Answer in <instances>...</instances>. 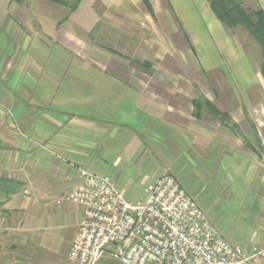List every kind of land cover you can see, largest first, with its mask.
I'll use <instances>...</instances> for the list:
<instances>
[{
    "label": "crops",
    "instance_id": "crops-1",
    "mask_svg": "<svg viewBox=\"0 0 264 264\" xmlns=\"http://www.w3.org/2000/svg\"><path fill=\"white\" fill-rule=\"evenodd\" d=\"M241 2L264 11V0ZM147 3L81 0L72 10L0 0V178L22 184L0 210V264H75L68 255L83 209L57 202L81 184L83 171L110 177L133 203L172 175L232 245L249 252L264 243V149L249 147L240 130L237 66L247 56L207 0ZM207 46L217 62L239 63L231 74L225 63L216 71ZM169 58L183 70L156 67ZM204 72H213L215 102L185 86L195 77L203 85ZM202 95L231 120L206 105L197 112Z\"/></svg>",
    "mask_w": 264,
    "mask_h": 264
},
{
    "label": "built area",
    "instance_id": "built-area-1",
    "mask_svg": "<svg viewBox=\"0 0 264 264\" xmlns=\"http://www.w3.org/2000/svg\"><path fill=\"white\" fill-rule=\"evenodd\" d=\"M63 202L83 209L68 259L100 264H253L264 243L247 252L228 242L207 213L172 175H163L130 202L108 176L87 171ZM264 222V216H263Z\"/></svg>",
    "mask_w": 264,
    "mask_h": 264
},
{
    "label": "rangeland",
    "instance_id": "rangeland-1",
    "mask_svg": "<svg viewBox=\"0 0 264 264\" xmlns=\"http://www.w3.org/2000/svg\"><path fill=\"white\" fill-rule=\"evenodd\" d=\"M64 1H66L69 4V7L74 6V4L76 3V0H64ZM27 7L28 6H26L25 9L23 8L22 14L27 12V9H26ZM16 18L18 22L19 17L17 16ZM209 30L210 31L208 32H210L213 37L219 40L220 37L218 36V30L213 26H209ZM226 32L232 38L234 49L237 52L242 53L243 55L247 56L248 62L246 63V65H244L241 59H240V65H238L239 63L238 64L234 63L235 66L233 65V63L228 62V60L223 63L221 61L217 62V58L215 56L216 54L209 46L205 47L206 48L205 50L207 51V59L209 61H212V64L214 65V67L219 66L218 68L215 67L217 68L216 71H219V72L223 71L224 63H225V70H227L230 74L233 72L232 65L234 66V68L238 65L237 70L240 71L241 73V83H240V89H241L240 90L241 91L240 92V110L241 111L239 112V117L241 119V124H243L240 130L242 131V133L244 131L245 134L250 135L252 142L250 143V145H248L249 147H255L256 149L263 151L264 149V79L262 78V75H260L261 74L260 67L262 63L261 50L259 46L257 45V43L254 41V39H252V37L249 35V33L245 29L241 27L235 28V29L229 28V31H226ZM201 38L211 39V36L209 35V33H208V36H205V37L201 34ZM151 50L152 49L150 48V51ZM190 58L192 62H194L193 64H195L196 68L201 66L200 59L198 58L196 54L191 53ZM169 60L170 58L163 60L162 63L157 64L156 67L159 66V69L163 71L164 69H169L170 71L183 70V68L181 69L179 65V62H180L179 59H176V61L174 59L175 63H171L172 61H169ZM185 62L188 63V66L185 67L186 70L189 69V70H192V72L196 70L195 67L191 63H189L188 59ZM146 65H147L145 66L146 69H149V70L152 69L151 65H148V64ZM247 71L249 72L250 77L246 76L245 73H247ZM212 74L213 72L212 73L204 72L206 81L205 82L202 81V82H204L203 83L204 86H205V83H207V88L204 87L202 84L201 86L196 84V83H199V81L197 80V77L192 78L190 80L191 84L189 85L187 84L185 86L186 88L188 87L191 88L190 90H192V93L195 92L196 90L195 88L200 89V92L201 91L206 92L208 94V98H210L212 102H215L216 96L213 93L215 92L217 93L218 90L213 81ZM171 81H174L172 82L173 86H177V85L184 86V82L180 81V79H172ZM223 81H226V80L224 79ZM145 83L150 85V79H145ZM201 97L202 98L198 99L197 101L204 102V100L206 99L203 97V95ZM227 117L228 118H226V120L224 119V121L231 120L229 115H227ZM221 226L227 230H231V227H230L231 225L227 221L226 222L224 221V223L221 224ZM108 257L110 258V259L108 258V261L110 262L109 264H119L118 261L114 260L110 256ZM257 260H255L253 264H255Z\"/></svg>",
    "mask_w": 264,
    "mask_h": 264
},
{
    "label": "trees",
    "instance_id": "trees-1",
    "mask_svg": "<svg viewBox=\"0 0 264 264\" xmlns=\"http://www.w3.org/2000/svg\"><path fill=\"white\" fill-rule=\"evenodd\" d=\"M12 2L23 5L27 0H11ZM54 3L68 6L69 4L64 0H49ZM145 4L147 0H143ZM211 9L217 19L230 29L243 28L254 39L261 50L262 63L261 75L264 79V11L250 12L244 6L241 0H207ZM81 0H76L72 10H76L80 5ZM197 112H200L204 105L207 106L208 112L216 117L226 120L227 115L220 112L213 104L204 100V102H194ZM22 188V184L13 180L0 178V210L3 205Z\"/></svg>",
    "mask_w": 264,
    "mask_h": 264
}]
</instances>
